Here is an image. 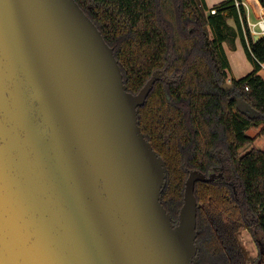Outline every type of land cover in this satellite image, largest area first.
<instances>
[{
  "label": "water",
  "instance_id": "water-1",
  "mask_svg": "<svg viewBox=\"0 0 264 264\" xmlns=\"http://www.w3.org/2000/svg\"><path fill=\"white\" fill-rule=\"evenodd\" d=\"M160 80L128 92L76 0H0V264H197L196 183L222 174L189 173L174 224L138 120Z\"/></svg>",
  "mask_w": 264,
  "mask_h": 264
},
{
  "label": "trees",
  "instance_id": "trees-1",
  "mask_svg": "<svg viewBox=\"0 0 264 264\" xmlns=\"http://www.w3.org/2000/svg\"><path fill=\"white\" fill-rule=\"evenodd\" d=\"M242 1V0H237ZM114 49L128 92L137 94L155 71H166L139 108V126L167 168L162 204L178 224L191 171L197 182V264H263L264 37L254 41L246 10L226 0L213 14L204 0H76ZM264 7V0H259ZM235 22V28L228 23ZM240 38L253 71L230 78L223 44ZM231 83L233 89L224 85ZM241 100V103H238ZM249 230L260 254L249 263L238 235Z\"/></svg>",
  "mask_w": 264,
  "mask_h": 264
},
{
  "label": "crops",
  "instance_id": "crops-1",
  "mask_svg": "<svg viewBox=\"0 0 264 264\" xmlns=\"http://www.w3.org/2000/svg\"><path fill=\"white\" fill-rule=\"evenodd\" d=\"M204 1L208 7V12H209L214 9H217L220 5L225 3L226 0H204ZM241 2L243 3V6L246 10L247 21L250 27L253 40L256 42L264 37V7L261 5L259 0H242ZM228 23L230 26L234 28L236 27L233 19H229ZM223 46L228 61L230 63V68L233 78L237 80L242 79L253 71V66L245 54L242 41L239 37L235 40V45H234L235 47H232L227 42H225ZM260 74L264 78V64L262 66ZM256 130H259V128ZM245 231L249 232L252 235V233L249 230H245Z\"/></svg>",
  "mask_w": 264,
  "mask_h": 264
},
{
  "label": "rangeland",
  "instance_id": "rangeland-1",
  "mask_svg": "<svg viewBox=\"0 0 264 264\" xmlns=\"http://www.w3.org/2000/svg\"><path fill=\"white\" fill-rule=\"evenodd\" d=\"M229 73H230V78H233L231 69H230ZM262 127L263 126H261L259 128V130L252 128L247 132V134L249 136L255 138V142L251 146H247L245 148H242L240 150L241 155L246 154L248 151H250L252 148H255V147L264 151V137L259 136ZM238 238H239L240 244L242 246V249L244 251V254H245L248 262L252 263L255 260H257L259 258L260 251H259L257 244L255 243L253 236L249 232L245 231V232H241V234L238 236ZM262 255H263V258L261 260L264 264V249L262 250Z\"/></svg>",
  "mask_w": 264,
  "mask_h": 264
},
{
  "label": "built area",
  "instance_id": "built-area-1",
  "mask_svg": "<svg viewBox=\"0 0 264 264\" xmlns=\"http://www.w3.org/2000/svg\"><path fill=\"white\" fill-rule=\"evenodd\" d=\"M239 4H242L243 5V3L241 1L239 2V1L236 0V5L239 6ZM212 13L214 14L215 11H212Z\"/></svg>",
  "mask_w": 264,
  "mask_h": 264
}]
</instances>
